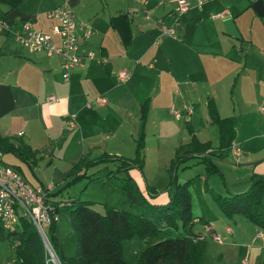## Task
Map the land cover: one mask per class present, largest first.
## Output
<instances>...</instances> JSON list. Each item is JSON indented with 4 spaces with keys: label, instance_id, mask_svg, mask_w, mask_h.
Here are the masks:
<instances>
[{
    "label": "crops",
    "instance_id": "0c3cea01",
    "mask_svg": "<svg viewBox=\"0 0 264 264\" xmlns=\"http://www.w3.org/2000/svg\"><path fill=\"white\" fill-rule=\"evenodd\" d=\"M64 1L71 5L78 20L92 27L93 32L89 37L81 35L79 51H92L94 56L84 57L83 66L65 80L58 54L48 53L45 49L32 51L6 32H0V133L9 136L15 144H29L36 151V156L42 151L41 147L52 153L60 145V139L54 134L63 121L67 123V128L68 120L73 118L74 125L67 129L77 128L83 141L73 158L76 166L102 155L116 158L125 156L132 160L136 156L142 106L147 102L146 160L149 135L170 133L164 124V115L168 111L174 114L172 110L180 97L183 103L179 109H183V114L188 112L189 119L185 116L179 118H185L188 128L194 131L198 139L201 142L209 141V149H215L220 144V131L217 141L212 136L199 137L191 119L195 112L193 100L199 99L205 106L210 122L216 124L219 130V125L212 122L208 113V102L213 99L220 116L234 118V141L240 147L246 145L245 150L241 149L240 157L236 158L239 161L244 157L240 162H229L226 158L229 152L215 159L221 172L218 174L225 177L229 189L239 192L249 187L253 173H264V142L261 143L264 140V15L254 8L255 0L205 1L201 7L195 5L197 8L192 7L185 14L176 13L173 0H23L14 9L0 3L5 5H0V11H6L7 18L16 29H21L23 21L29 19L35 28L49 31L54 20L48 12ZM221 11H226L225 15L216 17L215 14ZM120 12H126L131 21L132 38L129 44H124L119 32L110 23V18ZM164 26L173 28L174 34L163 33ZM168 37L170 39L164 42V47L157 49V45ZM156 50L168 55V68L156 67L159 52ZM123 69L128 72L125 80L129 78L131 81L132 77H137L146 82L141 96L130 93L119 99L113 97L111 81H114L117 71ZM80 81H83L84 91L88 86L95 87L94 84L104 86L103 92L107 96H100L106 98L107 102H98L102 109L92 108L85 96L80 95ZM151 81H173L176 84L177 89L170 88L173 96L170 102L164 100L162 93L165 84L157 82L154 85ZM229 85L228 96L234 103L232 107L227 105L225 96V89ZM75 87H80V90L75 92ZM51 94H57L59 100L50 101L48 97ZM117 110H120L121 119L114 120L112 117L116 114L113 112ZM189 134L185 142L177 140L166 151L167 163L172 164L178 151L183 153L189 148L190 130ZM125 135L132 136L128 154H124L123 150ZM257 139L259 143L254 145L253 140ZM102 140L110 142L102 144ZM251 141L253 145L246 144ZM92 149L102 153L88 158ZM160 151L158 157L163 159L164 153ZM0 160L21 167L18 162L6 160L3 156H0ZM242 161L247 162L241 164ZM42 181L40 184L31 183L44 184L51 193L56 192ZM168 197L167 192L154 200L161 202ZM241 216L235 215L232 219L238 221ZM208 225L215 229L211 222ZM228 227L234 234L233 226L228 224ZM239 234L260 238L264 244V229L256 224L240 230ZM260 256L264 263L263 250Z\"/></svg>",
    "mask_w": 264,
    "mask_h": 264
},
{
    "label": "rangeland",
    "instance_id": "374dc122",
    "mask_svg": "<svg viewBox=\"0 0 264 264\" xmlns=\"http://www.w3.org/2000/svg\"><path fill=\"white\" fill-rule=\"evenodd\" d=\"M214 1L220 0H207L205 3ZM0 5L1 7H5L4 4ZM195 5V0H192L191 8L196 7ZM254 15L256 17V14ZM258 18L256 19L258 20ZM168 39H170V37L162 41L160 45L158 44L157 49H161V47L164 45V42H166ZM156 51H159L157 54L158 61L156 62V67L159 66L158 68H168V55L161 53L160 50ZM158 68L154 71H157ZM119 71H117L114 81H111L112 87L114 88L113 93L115 94L113 97L119 99L122 96L130 95V93L141 96L145 88L143 84L146 82L140 81L137 77H132L131 81H129V78L127 80L120 81L118 79ZM82 82L83 81H80V95L85 96V100L91 103L92 108L102 109L95 98L100 95L107 96V93L103 92L104 86L94 84L95 87L88 86L87 90L89 91H84ZM151 82H153L154 85L157 82H163L165 84V90H162V93L164 94V100L170 102V99L173 97L170 88H173L174 90V87L176 88V84L173 81ZM230 89V85L226 87L225 96L227 98V105L232 107L234 103L231 100V97L228 96ZM74 90L77 92L80 90V87H75ZM200 101L201 100L199 99L193 100V105L195 107V112L191 115V119L194 123L193 125L195 126L196 130H198L197 134L199 137L209 138L212 136L215 138L214 140L217 141L219 135L218 126L210 122L205 111V106L203 102ZM182 103L183 102L181 98L178 97L176 105H174L177 111L183 110L179 109V107L182 106ZM97 113L100 114V112ZM113 113L116 114V116H113L112 119H121L120 110H117ZM164 119V124L169 128L170 133L149 135V147L146 151L147 158L145 160V164L142 166H138L137 164L133 163L128 157L121 156L120 158L117 157L108 162L86 166V161H83L82 165L78 164V166H80L78 169V166H76L77 164H74L73 158L81 148V144L83 142L82 134L79 133L77 128L75 129L73 127L72 129H67L65 127L67 123L64 121L57 133L54 134L55 137L60 139V145L57 146L52 153L41 147L40 150L42 151L38 152L37 156H35L36 161L33 162L32 167L29 166L28 162L26 163L25 161L21 160L12 152H1L0 156H3L6 160L18 162L30 182H37L40 184V181L43 180L42 182L47 185L49 184L53 191L56 190L55 193H57L56 196L59 200H87L92 203L94 208L100 210L101 212L105 211L106 204H111L118 208L138 213L143 211V207L140 203H138V201L129 199L128 194L125 191V186L128 183V177H131V179L136 182L138 188L141 191L144 190V195H147L152 199L156 200L160 195L167 192L169 195H171L173 193L172 191H174L175 185L169 182L171 175V164L166 162L165 154L166 151L173 145V143L177 142V140H183L185 142L188 135H190L188 124L186 122L187 120L185 118L176 117L174 114L168 111L167 115H164ZM131 137V135H125L126 144L123 149L125 152L124 154H128V152H130ZM24 139H26V136H24ZM109 142V140H102V144H109ZM262 142H264V140H262L261 143ZM250 143L253 145L252 141L246 142L247 145H250ZM253 143L254 145H257L259 140H253ZM158 146L161 148H157ZM245 147L246 145H242L241 149L245 150ZM159 149H161V151L164 153L163 159L158 157L157 153ZM101 153L102 152L98 149H92L88 158H94ZM226 158L229 162H240V160H244V157H241L240 160L237 161V156L231 151L226 155ZM124 159L132 165L129 164L127 168L119 167ZM199 159V157H193L187 162L181 163L178 166L176 173L179 181L191 179L190 191L192 194V208L194 215L206 217L215 228L213 229L215 230L213 232V230H211V226L205 223L203 220L195 222L194 227L196 229H200L203 232V235L207 241L204 253V264H264L260 256V251H264V244L262 240L260 238H251L252 231L250 232L251 237H245L239 234L240 230L250 227V225L252 226L254 223L246 217V220L242 219L244 216H241L242 218H240L238 221L237 219L228 218V216L222 210L220 204L214 199L211 190L205 189V186L208 185L215 192L223 194L228 192H237L232 191L227 187L229 185L226 183L225 177L218 173L209 174L206 170L205 163L199 161ZM245 162L242 161L241 164H245ZM76 172L81 173L80 176H77L78 173ZM148 188L156 190L157 194L152 196L150 194L151 192L148 191ZM59 214L60 218L57 222L56 236L61 244L63 254L72 255L75 253L77 247V230L73 221V215L70 206H61ZM228 224L233 226L234 234L227 230ZM160 237L161 235H158L149 237V239H147L140 236L138 233H135L132 236L123 239L121 244L122 253L127 262L129 264H136L139 260L141 250L149 242L153 243ZM15 259L16 252L14 242L11 238H5V240L0 243V264H16ZM242 260H245V262H242ZM50 262L53 264L52 261Z\"/></svg>",
    "mask_w": 264,
    "mask_h": 264
},
{
    "label": "trees",
    "instance_id": "16d2710c",
    "mask_svg": "<svg viewBox=\"0 0 264 264\" xmlns=\"http://www.w3.org/2000/svg\"><path fill=\"white\" fill-rule=\"evenodd\" d=\"M22 1L0 0V3H5L14 9ZM0 15L11 26L13 25L11 20L7 18L6 11H0ZM110 23L119 32L124 44H129L132 38V30L128 14L120 12L110 18ZM4 32L14 38L12 32ZM207 106L212 122L219 125L220 144L215 149H209L211 146L209 141L201 142L194 131L189 129L191 132L189 148L183 153L178 151L170 167V183L174 184L175 188L167 200L159 202L144 195L131 177H128L125 191L129 199L141 204L142 212H132L111 204H106L105 211L101 212L94 208L90 201L65 199V205L71 208L77 230L75 253L72 255L63 254L61 244L56 236L58 221L52 222L48 229L49 240L61 264H129L122 253L121 244L123 239L135 233L147 239L161 235L159 239L153 243L149 242L141 250L136 264H204L207 241L203 232L194 226L195 222L202 220L209 224V220L204 216L194 215L190 191L191 179L178 181L176 171L181 163L187 162L190 158L199 157L205 163L209 174L221 173L215 164V159L217 157L222 158L232 150L236 137L234 118L232 116H220L213 99L208 102ZM147 113L148 106L145 102L142 106L141 126L136 141V156L131 160L138 166H142L145 161ZM0 151L14 153L21 160L28 162L30 167L36 161V151L29 144L25 142L15 144L9 136L2 133H0ZM115 158L102 155L98 159L87 161L85 166L108 162ZM0 163L10 164L24 174L17 164L3 160H0ZM129 164L124 159L119 167L127 168ZM79 168L80 166H78ZM76 173H78L77 176L81 174ZM43 186L46 187L44 184ZM206 189L211 190L214 199L220 204L228 218L232 219L235 214H240L264 229V173H253L249 187L241 192L223 194L215 192L208 185H206ZM148 191L151 192L152 196L157 194L156 190L152 188H148ZM51 194L55 195V193ZM56 210L59 211L60 208ZM20 217L19 224L11 231H6L0 226V243L5 238L12 239L15 245L16 264H51L36 226L25 214H21ZM211 230L213 229L211 228Z\"/></svg>",
    "mask_w": 264,
    "mask_h": 264
},
{
    "label": "built area",
    "instance_id": "2783aa9c",
    "mask_svg": "<svg viewBox=\"0 0 264 264\" xmlns=\"http://www.w3.org/2000/svg\"><path fill=\"white\" fill-rule=\"evenodd\" d=\"M175 1L176 13L185 14L191 9L192 0H173ZM207 0H196V6L201 7ZM226 11L215 14L216 17H223ZM49 17L54 23L49 31H42L35 28L32 22L27 19L23 21L22 28L16 29L0 15V31H10L14 38L30 50L45 49L48 53L58 54L61 58L62 77L68 80L72 73L80 66H83L84 57H93L94 53L79 51L81 35L87 38L93 30L84 21L76 18V14L68 1L56 6L49 12ZM163 33L173 35L171 27H163ZM128 76L127 70L119 71L118 79L124 81ZM50 101H58L59 98L51 94ZM99 103H106V98L99 96L96 98ZM172 112L177 117L185 116L189 119L188 112L182 113L173 109ZM75 119L69 121L67 128L74 125ZM232 152L238 157L241 154V147L235 141L232 145ZM64 200H57L50 192L49 188L43 185L32 184L17 168L10 164L0 163V226L11 231L17 227L21 214H25L36 226L44 242L48 260L53 264H61V261L53 248L48 229L52 222L60 218L59 211L56 209L64 206ZM232 233L233 230L228 227Z\"/></svg>",
    "mask_w": 264,
    "mask_h": 264
},
{
    "label": "water",
    "instance_id": "95a60500",
    "mask_svg": "<svg viewBox=\"0 0 264 264\" xmlns=\"http://www.w3.org/2000/svg\"><path fill=\"white\" fill-rule=\"evenodd\" d=\"M254 8L260 15H264V3L263 0H256L253 4Z\"/></svg>",
    "mask_w": 264,
    "mask_h": 264
}]
</instances>
